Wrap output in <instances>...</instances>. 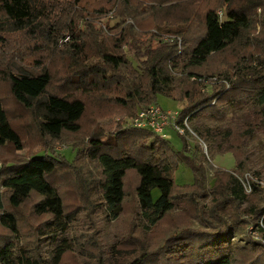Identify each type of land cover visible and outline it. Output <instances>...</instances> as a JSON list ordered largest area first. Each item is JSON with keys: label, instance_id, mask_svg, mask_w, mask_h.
<instances>
[{"label": "trees", "instance_id": "obj_1", "mask_svg": "<svg viewBox=\"0 0 264 264\" xmlns=\"http://www.w3.org/2000/svg\"><path fill=\"white\" fill-rule=\"evenodd\" d=\"M114 4L0 0V53L7 49L10 61L1 73L10 98L29 119L27 129L15 127L0 96V149L10 147L14 154L12 160L0 159V263L60 264L75 246L81 256L103 264L95 212L104 208L124 219L131 205L127 232L137 216L150 232L181 201L201 230L174 226L152 248L131 233L123 243L134 248L126 253L121 245L114 247L112 264H264V245L254 243L247 230L260 220L264 224V189L249 180L247 191L242 182L250 164L249 139L264 126V0ZM47 54L66 63L55 91L42 59ZM158 95L181 104L177 123L185 132V120L188 125L197 116L220 118L224 107L241 100L253 111L249 122L231 121L223 131L194 125L206 153L201 143L190 146L185 132L178 134V150L168 138L129 124L138 110L157 104ZM68 143L76 148L72 162L56 152ZM226 152L233 154L235 168H214L208 185V163ZM181 163L191 168L192 184L175 183L173 173ZM226 206L228 219L221 212ZM82 212L92 219L87 231L76 243L62 238ZM233 230L245 235L231 244ZM16 238V257L10 259ZM41 239L56 245L48 263L38 251ZM175 247H180L176 254Z\"/></svg>", "mask_w": 264, "mask_h": 264}, {"label": "rangeland", "instance_id": "obj_2", "mask_svg": "<svg viewBox=\"0 0 264 264\" xmlns=\"http://www.w3.org/2000/svg\"><path fill=\"white\" fill-rule=\"evenodd\" d=\"M240 1V0H239ZM118 4V0H115V4L113 8H115ZM259 12V9H258ZM106 20H104L105 22ZM115 20L112 19L110 21V24H114ZM259 23L256 24V31H259ZM255 31V32H256ZM7 49H2L0 53V96L3 97V100L5 102L6 108L8 110V113L11 117V120L15 127H17L20 130H23L24 128L27 129L29 126V119L28 116L24 111H21L17 105L12 101L10 98L9 92H8V82L4 78V76L1 73V69L7 64L10 63L8 60V56L5 53ZM43 61L47 64L48 69L52 75V83L50 86L51 91L57 90L56 87L58 84L61 83V79L66 74V63L63 58H61L58 54H47L45 57H42ZM232 59V58H230ZM87 103L91 104V99L89 98ZM157 104L162 107L165 110H179L181 108V104L166 97L163 95L157 96ZM92 106V105H89ZM114 109V108H113ZM253 108L251 105L247 104L244 101H239L237 103H234L230 106H226L223 109V116L213 117L210 115H204V116H197L193 118L188 123V131L185 132L186 139L190 146H194L197 143H201L200 139L198 138V135L193 131V126L196 125L197 127H207V128H216L221 131H223L227 124L231 121L235 122H249L251 119ZM93 114V110L87 113L85 117L84 123L87 124L88 119ZM193 129V130H192ZM171 129H166V133ZM168 134V133H167ZM173 138H171V144L175 147V149H181L182 147V140L179 137L178 134H176L175 131H173ZM169 137V134H168ZM32 136L29 135V133L25 136V141L27 145H30L32 141ZM68 146H61L58 145L56 147V152L65 158L68 162H72L75 155H76V148L72 147L70 143L66 144ZM202 150L206 153L207 150L205 149V144L201 143ZM248 147L250 149L249 153V169L248 173L244 175L242 178V182L244 186L248 188V181L254 180L255 182H258L260 186L264 189V126H259L257 129L254 130L252 133L249 142ZM45 154V152H40L37 155L41 156ZM7 157L8 160H12L14 158V154L12 152V149L10 147H4L0 149V159ZM208 172H207V183L208 185H211L213 183L212 180V174L214 168H221L226 171H229L231 169L235 168V158L231 152H226L223 154H215L212 157V160L207 165ZM174 180L175 183L178 186H183L186 184H192L193 182V173L191 168L185 164L181 163L177 166L174 173ZM56 182L61 181L58 178L54 179ZM159 191L157 189L153 190L152 198L153 200L156 199ZM72 198L71 194H67L66 200L67 202H70ZM208 195L205 196L204 202L205 204H208ZM29 205L30 203H27V205L24 207V214L29 213ZM174 211L164 219L161 224L154 228L152 231H148V229H144V227L138 223V216L135 219V224L132 228L129 229V233L127 232L128 227V220L130 218V212H132L133 207L131 205L127 206L126 210L129 214L124 219H115L109 212H107L106 209L102 208L100 211L95 212L92 216L93 224H94V232L96 233V236L99 240V243H101L102 251L104 254V261L103 264H112L115 260V254H114V247H118L120 251H126L130 252L131 249L134 248V246L131 243L125 244L123 243V240L127 242V240H130L129 237L131 233L134 235L137 234L140 236V239L143 240L144 245L147 248H152L155 246L156 242L161 240L174 226H183L192 228L195 230H201V224L197 218H193V215L189 213L187 210L185 204L181 201H175L174 202ZM243 206H247V203L244 202ZM221 212L225 218H229V210L228 207H224L221 209ZM92 219H88L85 214L82 212L77 216V219L72 223L71 227L69 228L68 232L65 233L62 238H67L69 242H77L79 241V236L81 234H84L87 231L88 224L91 225ZM36 222L41 221V218H35ZM24 224L28 225L29 220L26 222L24 221ZM249 227V226H248ZM247 227V228H248ZM245 233H239L235 232L234 230L229 235L230 243H234L237 240H240ZM24 236L25 235L24 232ZM249 238H251V234H248ZM20 240L16 238L13 241V245L10 249V259H14L16 257L15 248L19 245ZM39 244V253L41 256L47 258V263L50 262V250L51 248H55L56 245H51L46 241V239H41L38 242ZM186 243H183L181 248H186ZM178 248L175 247L172 248L174 252L177 253ZM91 250V249H90ZM80 251L76 250V247L74 246V250L72 252H69L64 255L63 260L60 264H94L93 257H89L88 255L81 256ZM95 252V251H93ZM172 253L168 252L169 255ZM84 254V253H82ZM3 264V263H0Z\"/></svg>", "mask_w": 264, "mask_h": 264}, {"label": "built area", "instance_id": "obj_3", "mask_svg": "<svg viewBox=\"0 0 264 264\" xmlns=\"http://www.w3.org/2000/svg\"><path fill=\"white\" fill-rule=\"evenodd\" d=\"M222 15L223 12L219 11V16ZM184 123L188 129L186 120ZM129 124L135 128H147L164 139L169 138L166 129H171L180 135L185 132L184 128L177 123V111L165 110L155 103L138 110L136 115L129 120ZM245 188L249 191V187L245 186ZM247 230L251 234L254 243L264 245V224L262 220L256 226H249Z\"/></svg>", "mask_w": 264, "mask_h": 264}, {"label": "crops", "instance_id": "obj_4", "mask_svg": "<svg viewBox=\"0 0 264 264\" xmlns=\"http://www.w3.org/2000/svg\"><path fill=\"white\" fill-rule=\"evenodd\" d=\"M174 111H177V110H174ZM167 133L169 134V138H168V140L170 141L171 138H173V135H174V134H172L173 131H172V130H169ZM170 143H171V141H170ZM172 144H173V143H172ZM173 147H174V146H173ZM174 148H175V147H174Z\"/></svg>", "mask_w": 264, "mask_h": 264}]
</instances>
